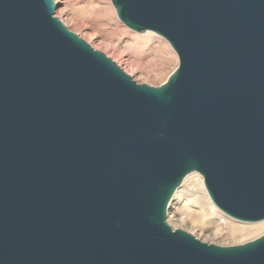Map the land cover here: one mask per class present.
<instances>
[{
	"label": "water",
	"instance_id": "obj_1",
	"mask_svg": "<svg viewBox=\"0 0 264 264\" xmlns=\"http://www.w3.org/2000/svg\"><path fill=\"white\" fill-rule=\"evenodd\" d=\"M179 65L137 82L56 16L0 0V264H264L168 223L199 173L214 205L264 220V0H111Z\"/></svg>",
	"mask_w": 264,
	"mask_h": 264
},
{
	"label": "rangeland",
	"instance_id": "obj_2",
	"mask_svg": "<svg viewBox=\"0 0 264 264\" xmlns=\"http://www.w3.org/2000/svg\"><path fill=\"white\" fill-rule=\"evenodd\" d=\"M55 2L57 4L56 16L71 31L85 39L96 50H100L112 58L137 82L160 86L179 65L178 56L163 37L153 32L140 34L126 28L118 20L111 0L108 2L114 13L107 12L104 17L99 19L101 25L99 32L88 28L80 29L71 18V15L77 14L86 20L88 16L95 14L96 10H99L96 0H76L68 11L64 10L65 0H55ZM145 35H150L152 40L142 42V53L144 62L151 65L148 66V71H140L133 68L128 62L127 47L133 43V40ZM104 39L111 41L104 42ZM159 41L169 47L171 54L177 60L176 65L165 63V59L171 58V55L159 50ZM116 48L119 50L117 51ZM122 51L127 52L120 54ZM210 202L202 176L199 173H192L184 180L174 195L167 221L173 229H183L203 242L222 246L243 244L264 234V228L260 229L264 227V220L257 223L241 222L224 215L212 204L210 205Z\"/></svg>",
	"mask_w": 264,
	"mask_h": 264
},
{
	"label": "bare ground",
	"instance_id": "obj_3",
	"mask_svg": "<svg viewBox=\"0 0 264 264\" xmlns=\"http://www.w3.org/2000/svg\"><path fill=\"white\" fill-rule=\"evenodd\" d=\"M97 1V6L99 8V10H96V13L93 14L92 16H88V18L86 20H84L83 18L79 17L77 14L75 15H71V18L75 21L76 26L80 29H91L94 30L95 32H99L98 30L101 28V25L99 24V19L104 17V15L108 12L114 13L112 7L110 6L108 0H96ZM76 2V0H65V8L64 10L68 11L69 9H71V6ZM112 3V2H111ZM113 5V4H112ZM114 7V6H113ZM115 9V8H114ZM116 11V10H115ZM117 15V14H116ZM124 25V24H123ZM126 27V26H125ZM127 28V27H126ZM130 30V29H129ZM132 31V30H131ZM134 32V31H133ZM147 40H152L150 35H145L143 37L137 38L135 40H133V43L131 45H129L127 47L128 49V62L131 64V66L133 68H135L136 70H140V71H148V66L151 64H147L144 62V54L142 53V42H145ZM107 41H111L110 39H104V42ZM160 42V48L159 50L164 52L165 54L171 55V58H166L165 59V63L167 64H175L176 65V58L171 54L170 49L168 46H166L165 43H163L162 41ZM111 43V42H110ZM171 46V45H170ZM173 49V48H172ZM116 50L118 51L119 49L116 48ZM126 50V49H125ZM159 50H156L157 52ZM127 51H122L120 54H125ZM175 52V51H174ZM177 55V54H176ZM178 67V66H177ZM176 67V68H177ZM203 179V177H202ZM203 183H204V179H203ZM205 187V185H204ZM206 189V188H205ZM207 192V190H206ZM208 194V192H207ZM209 199H210V205L212 204V206L216 207L214 205V203L212 202L210 196L208 195ZM208 201V199H207ZM209 202V201H208ZM217 208V207H216ZM218 209V208H217ZM219 210V209H218ZM220 211V210H219ZM221 212V211H220ZM224 214V213H223ZM225 215V214H224ZM227 216V215H226ZM264 226V225H263ZM264 227H261L260 229H262Z\"/></svg>",
	"mask_w": 264,
	"mask_h": 264
}]
</instances>
